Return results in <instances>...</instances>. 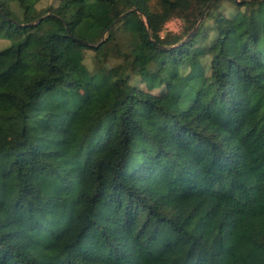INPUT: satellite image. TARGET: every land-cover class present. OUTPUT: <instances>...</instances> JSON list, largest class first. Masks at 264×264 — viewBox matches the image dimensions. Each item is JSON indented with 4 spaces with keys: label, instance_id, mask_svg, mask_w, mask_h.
<instances>
[{
    "label": "trees",
    "instance_id": "16d2710c",
    "mask_svg": "<svg viewBox=\"0 0 264 264\" xmlns=\"http://www.w3.org/2000/svg\"><path fill=\"white\" fill-rule=\"evenodd\" d=\"M41 1L0 0V264H264V0Z\"/></svg>",
    "mask_w": 264,
    "mask_h": 264
},
{
    "label": "rangeland",
    "instance_id": "374dc122",
    "mask_svg": "<svg viewBox=\"0 0 264 264\" xmlns=\"http://www.w3.org/2000/svg\"><path fill=\"white\" fill-rule=\"evenodd\" d=\"M56 2H57L56 0H43L37 6H38V9H45L46 7H48L50 5H54ZM152 4H153V7L156 8V5H155L154 1H153ZM230 6H231V3L224 0V1H222L219 4V6L217 7V10H221L223 8H227V7H230ZM210 24H211V21L209 22V25ZM183 29H184V22L181 21L178 18H172L165 24L164 29L161 32V35H164L167 32L168 33L180 34V33H182ZM120 43H121V45H123L122 38H120ZM86 57H87V65H88L89 68H91L92 65H93L92 61L90 60L91 57H92V53L91 52H86ZM120 60L121 59L111 58L109 60V64L110 65H116V64L120 63ZM133 84H137V83L134 82ZM138 85L143 87V85L141 83H138Z\"/></svg>",
    "mask_w": 264,
    "mask_h": 264
},
{
    "label": "water",
    "instance_id": "95a60500",
    "mask_svg": "<svg viewBox=\"0 0 264 264\" xmlns=\"http://www.w3.org/2000/svg\"><path fill=\"white\" fill-rule=\"evenodd\" d=\"M127 14H128V12H126V13L120 15V16L118 17V19L114 21V25L117 24V23H119L120 21H122V20L126 17Z\"/></svg>",
    "mask_w": 264,
    "mask_h": 264
}]
</instances>
